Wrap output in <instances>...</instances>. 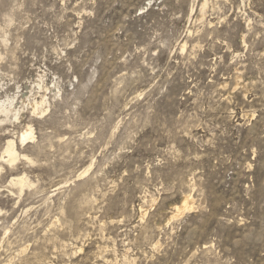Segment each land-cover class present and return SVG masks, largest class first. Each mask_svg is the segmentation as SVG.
<instances>
[{"label": "rangeland", "instance_id": "1", "mask_svg": "<svg viewBox=\"0 0 264 264\" xmlns=\"http://www.w3.org/2000/svg\"><path fill=\"white\" fill-rule=\"evenodd\" d=\"M29 85L0 264H264V0H0V100Z\"/></svg>", "mask_w": 264, "mask_h": 264}, {"label": "bare ground", "instance_id": "2", "mask_svg": "<svg viewBox=\"0 0 264 264\" xmlns=\"http://www.w3.org/2000/svg\"><path fill=\"white\" fill-rule=\"evenodd\" d=\"M205 6H206L205 2H203L201 9L199 8L200 9V13H199L200 18L203 17V13H204L203 10H205L204 9ZM39 86L42 87L45 91L48 90L46 84L42 85V86L39 85ZM24 90H23V93L21 94L22 99H21L20 103L15 102L16 96L15 97H9L8 96L6 100H0V115H4L5 117H9V115H11L14 118H18L20 116V112H21L20 109H25V108H28L29 111H31L32 113H34L36 115H42L49 108L48 101H47L45 95L41 96L40 98H35V99L33 98L31 100L29 98V94L32 91L31 86L30 85L27 86L26 90L25 91ZM25 126H26L25 129L21 132V134L19 136V140L21 143H24L27 140L29 141V140H32L35 138L34 129H33L32 125H27V123H26ZM0 155H1V153H0ZM19 155L20 154H19L18 149L16 147V141L14 139H9L7 141L5 148L2 151V158L1 157L0 158L3 160V158L6 157L7 160H5L4 162L9 161L12 163V162L18 160ZM27 159H29V158H27ZM86 171H87V169L84 170L80 175L84 174ZM28 181L29 180L27 179V177H24L23 175L17 176L16 178H13L11 180V182L13 184H16L17 186L20 185L22 188H24L25 185L29 184ZM193 189H195L194 183H192V185L190 186V190L187 193L183 194L177 203L171 204L170 208L172 209V215L168 218V220H166V224L169 223L171 220L181 218L186 213L192 212L195 208H197L195 196L192 194ZM159 245H160V242L156 241V243L154 244V246H155L154 248L158 249V247H160Z\"/></svg>", "mask_w": 264, "mask_h": 264}]
</instances>
